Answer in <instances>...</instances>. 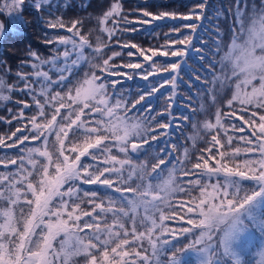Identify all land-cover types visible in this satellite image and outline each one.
I'll use <instances>...</instances> for the list:
<instances>
[{"label":"snow or ice","instance_id":"snow-or-ice-1","mask_svg":"<svg viewBox=\"0 0 264 264\" xmlns=\"http://www.w3.org/2000/svg\"><path fill=\"white\" fill-rule=\"evenodd\" d=\"M24 3L25 0H0V17H3L0 19V36L6 31L27 27L28 21L23 18ZM33 7L37 12H47L49 19L45 24L48 29H66L70 35L57 33L48 38L46 33L45 43L52 46L50 55L43 58L30 51L29 60L22 62L21 67L28 66L31 72H17L19 84L9 86L0 78V101L10 99L9 95L4 94L5 89L31 97V104L27 100H17L15 111L7 109V114L0 116V123L10 126L15 121L18 125L8 137L11 143H6L5 138L0 136V147L14 149L18 154L26 153L18 155V158L9 157L7 153L0 155V164L5 168L17 166L7 173L0 172V184L3 185L0 188V200H6L9 205L0 208V264H57V261L68 264L71 257L81 254L88 257L87 264H160L158 256L162 252H170L167 264H184V255L189 252L195 254L197 264H249L244 257L254 239L253 234H258L261 240V259L258 264H264V0L259 5L253 3L250 6L248 0H235L232 45L221 58L231 63L232 77L236 78V91L227 104L231 108L233 102L238 101L242 106L239 119L243 120V125L249 126L246 136L236 138L244 146H233L234 137L227 134L218 111L215 124L206 123L204 127L211 130L219 126L224 130L226 143L218 138V134L211 135L209 146L201 151L191 168L183 172L187 177L183 182L185 187L176 184V168L173 165L168 170L167 179L161 184L147 183L142 190L140 184L135 188L129 184L135 183L134 175L144 180L145 165L134 163L132 154L146 151L144 144L151 146L149 138L142 135L149 132V128L141 122L127 123L123 117L114 116V110L123 109L127 113L140 104L138 111L150 112L151 97L165 86L174 92L178 84L183 83L182 72L190 53L198 54L201 61H206V71L215 72L217 62L209 59L205 52H209L212 57L219 54V28L216 30L217 39L213 42L214 50L209 49L202 38L196 37L198 28L203 27L202 22L210 19L204 11L207 0H199L187 14L153 13L145 8L142 18L136 21L141 26L165 18L179 19L184 23L172 26L170 33L176 35L163 46L164 50L144 49L132 42L120 44L117 38L116 43L122 49H127L125 54L128 57L143 58V62H127L119 66L110 64V61L122 56V52L112 51L111 55H106V49L111 51L110 45L99 36L95 44L90 42L88 36L80 31L81 21L74 20L69 26L59 17H53L52 9L58 8V5H54L52 0H33ZM121 10L122 5L117 0L99 20L101 25L112 20L111 28H101L109 40L118 31H138L135 26L128 27L132 22L127 16L121 15ZM185 29L189 31L186 33ZM196 39L200 47L195 46ZM237 40H242V43H236ZM85 49L90 51L86 53ZM157 57L168 59L158 63L154 60ZM93 60L100 62L93 63ZM82 62L89 64L91 69H98L100 75L96 71L86 72L83 80L73 84L70 77ZM144 62H148L147 68ZM201 67L205 66L202 64ZM224 67L226 65L221 64V68ZM120 68L139 70L137 74L145 81L162 73L167 75L142 91L134 102H129L122 93L117 94L119 90L116 85L121 81L108 79L109 76L125 75L128 80L133 79L132 75L120 71ZM53 72L55 76L50 75ZM195 79L201 77L196 75ZM33 85L39 86L38 92ZM109 88L112 89L111 93ZM110 98L113 100L111 105ZM171 107L172 104L168 103L158 113L160 119L155 120L150 130L152 141L157 140L158 135H167V130L173 126L170 119L172 113L169 111ZM61 109L66 110L64 114ZM235 113L236 109H232L231 115ZM224 115L229 116L228 113ZM105 117H112L118 123L109 121L106 124ZM243 125L232 123L230 127L245 132ZM69 131L73 133V140L69 141L71 147L66 149L65 140ZM51 135L55 136L59 144L55 159L46 147L25 146V142L30 140L41 141L46 146ZM130 136L141 137V140H130ZM113 147L124 154L123 159L111 154ZM168 154L165 152V155ZM242 154L245 158L241 164L234 167L228 165L227 161H235ZM34 155L43 157L46 162L37 167L38 161L33 158ZM25 161L31 166V171L25 167ZM169 163L171 161L160 158L153 164L151 172L156 173L153 179L160 176L157 169L161 165L167 167ZM50 167L53 172H49ZM33 172L39 177L35 183L28 180ZM18 176L19 179H16ZM213 178H216L214 183ZM245 182H248L247 186ZM17 184H26L24 205L27 211L21 206L19 218L12 210V206L18 205L21 198V189L16 187ZM65 185H68L67 188ZM83 185L95 187L84 188ZM194 191L198 195H193ZM6 192L10 194L6 195ZM176 192H186L188 195V200L180 201L179 204L181 210L187 208L180 219L186 220L189 227L181 225L178 230L167 228L163 224L165 219L175 217H166L163 213L159 216L160 224L151 216L144 217V220L151 222V227L146 229L151 248L148 254V248L141 244L145 232L137 233L135 227V213L141 206L147 212L149 207L156 209L159 203L166 204ZM27 193L31 194V199ZM125 193L133 195L130 197ZM116 194H119L118 199L122 202L119 207L114 206ZM149 196L150 200L147 199ZM105 200L108 202L107 207ZM85 203L91 205L90 211L81 208ZM129 212L133 213L131 217ZM108 213L112 214L113 222L102 226L99 222L101 214ZM84 217L89 219L81 223ZM121 217L132 221L131 232ZM114 228L119 230L115 231ZM157 228L161 229L160 234L153 238ZM85 229L90 231L81 236L80 233L85 232ZM166 233L171 239L165 238ZM61 234L64 239L59 240L57 250L53 242ZM189 235L193 238L189 239ZM181 237L187 243H182ZM70 241L73 242L71 245Z\"/></svg>","mask_w":264,"mask_h":264},{"label":"trees","instance_id":"trees-1","mask_svg":"<svg viewBox=\"0 0 264 264\" xmlns=\"http://www.w3.org/2000/svg\"><path fill=\"white\" fill-rule=\"evenodd\" d=\"M116 2L117 0H52L54 5H58V8H53L52 12L53 17H59L66 25L69 26L74 20L81 21L82 23L79 25L80 31L82 34L88 36L90 42L95 44L96 39L99 36L102 41L110 45L111 51L106 49V55H111L112 51L122 52V56L114 57V59L110 61V64L119 66L127 62H143L142 57H128L125 54L127 49H122L120 47V44L123 42L136 43L144 49L160 48V50H164L163 46L168 43V40L175 38L176 34L170 33L172 26L184 23L179 19L172 20L170 18H165L164 20L153 21V23L150 25L141 26L140 24L136 23V21L142 18V11L145 8L153 13L175 12L187 14L192 6L199 2V0H118V2L122 5L121 15L127 16L128 20L132 22V24L128 25V27L135 26L138 31H118L116 36L109 40L107 33L102 32L101 28H111L113 26L112 20L110 19L106 25H101L99 20L107 11H109L111 5ZM253 3L259 5L260 0H248L249 6ZM234 4L235 0H207V7L204 11L210 19L204 20L202 22L203 27L198 28L196 33L197 38H202L208 44V48L213 49V42L217 39L216 30L217 27L219 28V39L221 41V50L219 54L215 57H212L209 52H205L209 59H214L217 62L214 73L211 70H205L207 63L206 61H201L198 54L190 53L187 58L186 66L184 67V71L182 72L183 83H179L174 92L170 90L169 86H165V88L161 89L160 92L151 97L149 99V104L151 105L150 112L147 110L138 111L141 108L140 104L136 105L135 109H130L127 113H125L123 109L114 110L116 115L123 117L128 123L141 122L145 127L149 128V132H145L142 135L149 138V143L151 146H149V144H144L143 148L146 151L132 154L134 163H142L145 165L144 180L141 181L134 175L135 183L129 182L131 187L135 188L137 184H140V190H142L147 183H157V181L160 180L161 177L173 167V165H175L176 168V184L180 187H185L183 182L187 179V177L183 175V172L190 169L192 163H194L196 158L201 154V151L209 146L208 141L211 139V135L218 134V138L222 139V142L226 143L224 130L219 128V126L211 130L204 127V123L214 124L213 118H216L218 111L221 113V123L227 129V134L234 137L233 146H244L242 141L236 139L242 135L246 136L249 131V126L243 125V120L239 119L242 106L239 105L238 102H233L231 108L228 106L227 101L230 97L229 95L231 88L229 86V82L228 85L222 84L220 82L221 75L223 73V71L221 72V58L230 42L233 40L232 27L235 24ZM229 9H231V11H229ZM23 18L28 21L27 27L18 29L16 31H6L1 37L0 74H2L1 76L3 77L5 84L9 86L19 84L16 76L17 72H31L30 67H21L22 62L29 60L30 51L38 53L43 58H47L50 55V48L52 46L46 45L45 43L46 33L48 34V38L54 37L57 33L59 35L65 36L70 35L66 29H48L45 24V21L49 19L47 12L43 10L37 12L33 7V0H25ZM0 19H3V17H0ZM184 31L187 33L189 30L185 29ZM117 38H119L120 44L116 43ZM194 44L196 47H200L198 39L194 40ZM89 51V49H85L86 53ZM166 59L168 58H154V60H156L158 63H162ZM92 62L97 63L100 61L93 60ZM144 63L145 68H147L148 62ZM202 64L205 66L204 68L201 67ZM91 71H96L97 75H100L98 69H91L89 64L82 62L70 79H72L73 84H75L77 80H83L86 72L90 73ZM120 71L132 75L133 79L128 80L126 75L115 77L109 76L108 79H116L121 81V83L116 85V89L119 90L117 94L122 93L124 98L129 102H134L136 99H138L142 91L161 81L162 77L167 75L162 73L156 77H149V81H145L137 74L139 70L120 68ZM50 75L53 76V73H50ZM196 75H199L201 79H195ZM229 79V81L232 80V78ZM33 87L37 89V92L39 91L38 85H33ZM108 91L111 93L112 89L109 88ZM7 95L10 96L8 101H0V116L6 115L7 109H13L15 111L17 108V100H27L31 104V97L23 96L15 90L11 92L7 90ZM169 96L172 97L171 100H169ZM38 98L42 99V97L39 96ZM112 103L113 100L110 98L109 104L111 105ZM168 103L172 104V107L169 109V111L172 113L170 119L172 120L173 126L167 130V135H158L157 140L152 141L150 139L151 127L155 125V120L160 119L158 113L163 111ZM75 106L76 105H74V107ZM250 107L251 106H249V108ZM232 109H236L234 116L231 115ZM65 111V109H61L62 114H64ZM225 113H228L229 116L226 117L224 115ZM26 114H28L27 111ZM185 116L188 117V119L185 120ZM153 117H155V119H153ZM245 118H247V116H245ZM57 119L59 120L60 117H57ZM25 123L27 122L25 121ZM232 123H235L237 126L243 125L245 132H239L237 129L230 127ZM17 126L18 125L15 121H13L12 125L10 126L0 123V136L5 138L6 143L12 142V140H9L8 137L11 135V132L16 130ZM28 126L30 127V125ZM17 135H19V133ZM109 135L111 136V134ZM12 139L15 138L13 137ZM129 139L139 142L141 137L130 136ZM71 140H73V133L69 131V136L65 140L66 149L71 147L69 143ZM111 142L114 144L113 140ZM25 146H41L42 149L43 147H46L49 153L53 155L54 159L58 155L59 144L56 142L54 135L48 137V144L46 146H43L41 141L31 140L26 141ZM224 150L225 149H221V151ZM165 152L169 154L165 155ZM5 153H7L9 157L15 158H18V155H26V153L18 154L14 149H4L0 147V155H4ZM65 154H69V152H66ZM111 154L117 155L120 159L124 158V154L119 153L118 149L115 147L112 148ZM160 158L165 159L166 162L171 161V163H169L167 167L161 165L160 168L157 169V172L160 173V176L156 179H153V177L156 176V173L151 172V166L157 163ZM244 158L245 157L242 154L241 157H238L235 161L227 162L230 167H234L236 164H241ZM217 159H219V157H217ZM36 160L38 161L37 167H39L43 161L40 157H36ZM211 163L214 164L215 161H212ZM16 167V165H9L8 168H5L4 165L0 164V172L7 173L14 170ZM25 167L30 171L32 170L31 166L27 164V161H25ZM49 172H53L51 167L49 168ZM138 174L139 173H137V175ZM16 179H19V176L16 177ZM215 179L216 178H213L214 181ZM220 179L222 180L223 177H220ZM28 180L35 183L39 180V177L35 172H33V175L28 177ZM247 184L248 182H245V186H247ZM16 186L17 188L23 189L22 184H17ZM67 186L68 185H65V188H67ZM127 186L129 185H121V187ZM2 187L3 185L0 184V188ZM83 187L94 188L95 186L83 185ZM6 195H9V192H6ZM21 195L23 198L18 203V205L12 206L13 213L17 218L20 216L21 206H24L25 211H27V207L24 205L25 193L23 192ZM118 195L119 194H116L117 199L116 204L114 205L115 207L121 206L122 203L119 201ZM125 195L131 197L133 194L125 193ZM193 195H198V192L194 191ZM27 196L29 199H31L28 194ZM187 200L188 195L186 192H176L169 197L165 207H161L160 210L161 213H163L166 217L174 216L175 218H166L163 222L164 226L175 230H178L181 225L184 227H189L186 223V220L180 219V216L187 212V208L184 207L181 210L179 202ZM104 203L107 207L108 202L105 200ZM8 206L9 205L6 200H0V208H5ZM81 208L90 211L91 205L85 203L81 205ZM173 209H176V211H173ZM129 216H131L130 212ZM86 219L89 218L84 217L81 223H83V220ZM113 219L114 218L112 217L111 213L106 215L101 214L99 222L103 226L105 223L112 224ZM121 220L125 223V227L129 230L130 227L128 224L130 219L121 217ZM135 226L138 231L142 229L141 224L138 225L137 223ZM114 230L118 231L119 229L114 228ZM88 231L90 230L85 229V232H81L80 235L83 236ZM166 235L171 237L167 233ZM128 238L130 240L132 239L131 236ZM188 238L192 239L193 237L189 235ZM181 240L182 243L186 242L183 237H181ZM56 242L57 241H54V245ZM141 244L147 248V244L144 239L141 241ZM168 255H170V252H166L161 256L159 259L160 264H167ZM87 258L88 257L85 255L75 256L72 259L71 264H84L87 261ZM252 259L253 258L250 256H245V260L248 261L249 264L252 263Z\"/></svg>","mask_w":264,"mask_h":264},{"label":"rangeland","instance_id":"rangeland-1","mask_svg":"<svg viewBox=\"0 0 264 264\" xmlns=\"http://www.w3.org/2000/svg\"><path fill=\"white\" fill-rule=\"evenodd\" d=\"M260 3H261V0H260ZM259 3V4H260ZM247 23V22H246ZM257 27H259V25H257ZM1 37L0 36V48H1ZM236 43L240 44L242 43V40H237ZM232 45V41L230 42V44L228 45L226 51L231 47ZM225 51V52H226ZM259 51V50H258ZM222 64L223 65H226V67H224L221 72L223 71L222 75H221V79H220V82L222 84H226L228 85V82H229V86L231 88V91H230V97L229 99L232 98L233 94L235 93L236 91V88H235V83H236V78L235 77H232V73H231V63L229 61H222ZM221 74V73H220ZM2 74H0V78L3 79V77L1 76ZM56 74L53 72V76H55ZM229 78H232L231 81H229L230 79ZM254 83L258 84V81H255ZM250 90V89H249ZM4 94L7 95V89L4 90ZM234 102H238V101H234ZM239 103V102H238ZM114 116H118L116 115L115 111H114ZM215 116V115H214ZM105 123L107 124L109 121L113 122V123H118V121H116L114 118L112 117H105ZM126 121V120H125ZM213 121H214V124L216 122V118L214 117L213 118ZM127 122V121H126ZM128 123V122H127ZM206 123H204L205 125ZM202 126V125H201ZM120 134L122 135L123 134V131L121 129L120 131ZM113 142L115 143V141L113 140ZM116 148V147H115ZM36 155L33 156L34 159H36ZM43 161V163H45V159L43 157H40ZM30 166V165H29ZM118 166V165H117ZM168 177V172L163 175L161 177L160 180L157 181V183H154L153 185H157V184H161L165 179H167ZM213 183L215 182L214 180L212 181ZM23 186V189H21V194L24 192L25 193V189H26V184H22ZM17 187V186H16ZM10 194V193H9ZM30 197H31V194L30 193H27ZM160 195H163L162 193H160ZM23 198V196L21 195V198H20V201L21 199ZM32 198V197H31ZM147 199H151V196L147 197ZM169 200V199H168ZM161 207H165V203H159V206L158 208L156 209H152L151 207H149L148 211L146 212L144 207L141 206L140 208L137 209L136 213H135V218H136V224L138 223V225H142V229L141 230H137V233L139 232H145V238H144V241L146 242L147 244V248H148V254L151 253V248L150 246L148 245V240H147V227H151V222L149 220H144V217L146 216H151L153 219L156 220L157 224H160V220H159V216L161 215ZM130 215L132 216L133 213L130 212ZM130 216V217H131ZM47 219V218H46ZM128 226L130 227L129 229V232H131V229L133 227V224H132V221L129 220V224ZM136 227V226H135ZM160 231L161 229L160 228H157L154 230L153 232V238H155L156 236H158L160 234ZM198 234V233H197ZM254 235V239L251 243V245L249 246L248 248V251H247V254L245 256H250L252 257V263L251 264H258V261L261 259V257L259 256V248L261 247V240H260V237L258 234H253ZM61 238V239H60ZM165 238H168V239H171V237L167 236L165 234ZM59 239L62 240L64 239V236L63 234H61L60 237L57 238V242L56 244L54 245V247L57 248V250H59ZM73 242L70 241L69 244L71 245ZM187 243V241L185 242ZM54 244V242H53ZM182 246V244L180 245ZM166 252H162L159 256H158V259L161 258L162 255H164ZM81 255H84V254H81ZM169 256V255H168ZM167 256V258H168ZM75 256L71 257L69 259V262L68 264H71L72 263V259L74 258ZM245 258V257H244ZM155 259V258H154ZM60 260L62 261L63 260V257L61 256ZM87 261H88V258H87ZM87 261L84 263V264H87ZM57 264H60V261H57ZM184 264H197V258L195 256V254L193 252H189L187 254L184 255Z\"/></svg>","mask_w":264,"mask_h":264}]
</instances>
